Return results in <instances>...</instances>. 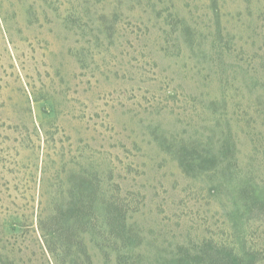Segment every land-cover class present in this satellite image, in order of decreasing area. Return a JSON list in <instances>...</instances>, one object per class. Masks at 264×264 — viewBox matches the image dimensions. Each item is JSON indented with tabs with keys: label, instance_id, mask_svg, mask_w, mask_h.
Masks as SVG:
<instances>
[{
	"label": "rangeland",
	"instance_id": "obj_1",
	"mask_svg": "<svg viewBox=\"0 0 264 264\" xmlns=\"http://www.w3.org/2000/svg\"><path fill=\"white\" fill-rule=\"evenodd\" d=\"M0 264H264V0H0Z\"/></svg>",
	"mask_w": 264,
	"mask_h": 264
},
{
	"label": "trees",
	"instance_id": "obj_2",
	"mask_svg": "<svg viewBox=\"0 0 264 264\" xmlns=\"http://www.w3.org/2000/svg\"><path fill=\"white\" fill-rule=\"evenodd\" d=\"M82 207H84V206H82ZM80 207H78L77 209H79ZM40 229H41V231H43V236H45L46 237V235H47V232H44V225L42 224V221H41V223H40Z\"/></svg>",
	"mask_w": 264,
	"mask_h": 264
}]
</instances>
